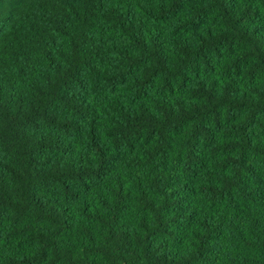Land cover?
I'll list each match as a JSON object with an SVG mask.
<instances>
[{
  "label": "trees",
  "instance_id": "trees-1",
  "mask_svg": "<svg viewBox=\"0 0 264 264\" xmlns=\"http://www.w3.org/2000/svg\"><path fill=\"white\" fill-rule=\"evenodd\" d=\"M0 264H264V0H0Z\"/></svg>",
  "mask_w": 264,
  "mask_h": 264
}]
</instances>
